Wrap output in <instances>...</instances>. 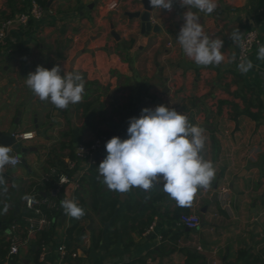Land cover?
<instances>
[{
    "label": "crops",
    "instance_id": "crops-1",
    "mask_svg": "<svg viewBox=\"0 0 264 264\" xmlns=\"http://www.w3.org/2000/svg\"><path fill=\"white\" fill-rule=\"evenodd\" d=\"M23 1L14 0V10H19ZM216 3L212 14L197 15L210 39L224 40L225 59L219 66L206 67H198L189 59L176 40L188 11L179 0H174L171 11L151 9V25L160 32L147 36L141 35L139 19L128 17L143 13L141 0H46L49 8L47 12L44 9L43 18L26 27L17 22L19 14H15L0 48V132L6 133L21 111L16 134L30 133L33 137L19 142L26 153H10L19 157L20 164L0 170V241L6 243L11 220L26 215L25 199L35 193V181L52 167L62 172L57 164L66 168L74 148L95 139L86 127L87 114L81 104L91 103L92 108L101 104L106 116L114 121L122 119L124 129L117 135L122 140L127 139L130 118H138L144 108L166 106L205 130L206 142L200 155L213 163L216 175L207 189L198 188L191 204L183 207L188 214L197 215L206 208L203 225L190 232L176 226L172 218L180 206L158 186L159 182L143 191L164 193L161 202L136 196L138 187L117 193L121 204L131 198L141 203L139 222L146 223L154 211L151 226L139 235L137 231L143 226L137 220L118 221L108 235L109 223L103 222L93 209L88 186L69 184L56 196L60 211L48 234L50 254L44 264H126L134 260L185 264L186 251L202 258L197 264H243L238 261L239 252L251 257L245 264H264V110L256 122L243 113L245 104L241 99L245 96L250 100L246 90L250 88L264 105V60L257 59L258 48L255 49L248 59L253 69L241 73L235 63L237 44L230 39L236 29L241 34L256 30L264 45V0ZM9 12L7 0H0V22L3 13ZM12 45H23L30 55L23 57L13 52ZM56 65L62 74L78 72L85 83L82 100L66 109L40 101L24 83L38 66L51 70ZM250 113L258 115L255 108H250ZM100 129L106 130L105 126ZM221 188L227 189L226 194L220 193ZM36 192L53 198L55 187L46 185ZM63 200H75L84 210L69 237L71 216L61 207ZM174 233L180 234L176 243ZM40 236L20 251L16 264H35L30 251L38 252L35 249ZM60 245L66 249L64 261L56 252Z\"/></svg>",
    "mask_w": 264,
    "mask_h": 264
},
{
    "label": "clouds",
    "instance_id": "clouds-1",
    "mask_svg": "<svg viewBox=\"0 0 264 264\" xmlns=\"http://www.w3.org/2000/svg\"><path fill=\"white\" fill-rule=\"evenodd\" d=\"M179 2L181 7L188 9L176 37L183 53L198 67L219 66L225 59L222 53L224 40L210 39L197 15V12L212 14L217 8L216 0ZM173 3L174 0H148L153 10L171 11ZM230 39L240 47L244 46L239 29L232 32ZM257 59L264 60V45L258 48ZM253 67L252 61L247 59L238 64L239 71L244 74ZM24 83L40 101L49 102L57 109L79 103L85 89L81 74H62L59 65L51 70L38 66L28 74ZM128 125L127 139L113 137L106 142L107 155L97 167V179L102 178L101 183L109 190L124 194L132 187H138L147 192L162 182V190L178 206L185 207L191 204L198 188L210 186L216 170L211 161L200 155L206 142L205 130L201 126L191 124L186 115L166 106L144 108L139 118L129 119ZM11 151L9 146L0 144V170L17 164V159L10 155ZM61 207L66 215L75 219L84 215L75 200H63Z\"/></svg>",
    "mask_w": 264,
    "mask_h": 264
},
{
    "label": "built area",
    "instance_id": "built-area-1",
    "mask_svg": "<svg viewBox=\"0 0 264 264\" xmlns=\"http://www.w3.org/2000/svg\"><path fill=\"white\" fill-rule=\"evenodd\" d=\"M44 9L37 3L32 2L30 9L23 14H19L16 17L17 22L26 27L31 21H39L43 18ZM13 23V20H7L0 22V48L3 45L8 29ZM244 46L240 47L237 45V52L235 56V63L238 64L244 60L249 59L252 52L259 48L260 36L256 30H249L243 34ZM33 135L30 133H17L14 138L19 141H27L32 139ZM107 140L105 137H100L98 139L92 140L88 144L77 145L73 151V159L69 160L66 165L67 172H72L71 175L65 172L59 171L57 168H51L49 172L43 175L39 180L35 181V187L33 191L38 190L48 185L51 181L52 186L55 187L54 197H34L32 193L28 195L25 199V210L26 215L22 218L20 222L14 221L10 224L6 232V243H7V263L11 258L18 256L22 249L29 248L31 240H33L37 235L43 233H50L55 214L60 211V205L56 199L59 190L66 185L78 184L80 178L87 172L89 167L97 162V158L100 157L105 151V144ZM17 159L16 167L20 164V159L18 156H14ZM77 187V186H76ZM227 189L221 188L220 193L226 194ZM200 219L197 214H183L179 217L176 222V226H180L189 231H194L199 228ZM49 244H41L38 246V264H44L46 262V257L50 254ZM201 251L200 248H197ZM56 252L60 257V261H64L67 255L64 246L60 245L57 247Z\"/></svg>",
    "mask_w": 264,
    "mask_h": 264
},
{
    "label": "trees",
    "instance_id": "trees-1",
    "mask_svg": "<svg viewBox=\"0 0 264 264\" xmlns=\"http://www.w3.org/2000/svg\"><path fill=\"white\" fill-rule=\"evenodd\" d=\"M37 3L40 5L43 9H45L46 6V0H24L22 2V6L19 10H14V0H7V7L9 8L10 12L9 14L3 13V21L12 20L16 13L23 14L26 13L30 7L31 3ZM2 22V21H1ZM13 52H18L23 57H28L29 51L27 49H23V45H12L10 47ZM240 77V76H239ZM247 92L251 94L250 100H247L245 96H241L242 101L245 104V108L243 109V113L248 115L251 119L258 122L260 118V113L264 110V105L262 104L261 100H259V97L255 94L253 89L246 88ZM81 109L83 110L84 114H87L86 116V127L91 131V133L94 135L95 139H98L100 137H105L107 141H109L113 137H117L119 132L124 129V122L122 119L119 121H114L112 117L106 116V111L103 110V106L99 104V108H92L91 103H83L80 105ZM233 109H236L235 105H232ZM250 108L257 109L258 115H253L250 113ZM141 114V111L138 114V118ZM98 118V119H96ZM100 126H105L106 130L100 129ZM107 152L105 151L100 157L97 158V162L89 167V169L86 172V176H82L79 180V183H84L88 186L92 199H93V209L95 211H98L100 214V218L103 222L109 223L107 233L110 235V230L115 226L116 222L124 223L125 221H131L133 223L136 222L138 225H142L143 227L138 229V234L141 235L145 232V228H149L153 222V216L155 215V212L152 211L151 216L148 218L147 222L144 223L142 221L139 222L138 218V208L140 207L141 203H137L131 198L130 201H127L123 204L119 203L117 198L116 191L107 190V186L101 183V180H98V171L97 167L99 164L103 161V159L106 157ZM59 168H61L65 173H68L71 175L72 172H67L66 168L62 166L61 163L57 164ZM56 168V167H52ZM54 181H51L48 186L52 187V183ZM157 189V188H156ZM114 194V196H113ZM135 194L138 197H141L142 199H146L147 201H151L152 203L161 202L165 198V194L163 193H156L154 190L152 192L146 193L143 190L136 188ZM32 196L35 198L38 196L40 197V193L38 192H32ZM98 197L101 198V200H98ZM143 201V200H142ZM119 206V208H117ZM148 208V207H147ZM146 209V208H145ZM183 214H188V210L186 208L180 207L178 208L174 216L172 218L173 221H178L179 217ZM25 215H21L17 218H14L11 220L10 223L14 221L20 222L21 219ZM70 221L72 224V228L68 231V236L71 235L73 230H75L77 226V219L70 217ZM49 233H43L40 236V239L37 243L38 246H41V244H49L50 238L48 236ZM180 234L174 233L172 236L173 241L176 243L178 241ZM165 236V235H164ZM163 236V237H164ZM112 242V240L110 239ZM7 247V244L3 241H0V264L7 263V250L5 249ZM160 250V249H159ZM32 255H34V262L35 264H38V254L39 252L30 251ZM172 252V251H170ZM186 254V262L185 264H197L199 261L202 260L201 257L190 253L189 251L185 252ZM251 257L246 256L245 253L239 252L238 253V261H241L243 264H245L248 260H250ZM13 261L16 264V258H11L8 262ZM253 262H256L253 260ZM126 264H145V262L141 260H134L130 263Z\"/></svg>",
    "mask_w": 264,
    "mask_h": 264
},
{
    "label": "water",
    "instance_id": "water-1",
    "mask_svg": "<svg viewBox=\"0 0 264 264\" xmlns=\"http://www.w3.org/2000/svg\"><path fill=\"white\" fill-rule=\"evenodd\" d=\"M142 6H143V13H133V14H128L129 19H139L141 23V35H148V33L152 32L155 34H158L160 32L159 28L157 26H152L151 21H150V12L151 8L148 4V0H141ZM49 8V4L46 5L45 12H47V9ZM112 37L115 38L116 40L118 39V36L113 32ZM21 116L22 112L18 111L16 114V118L13 121V124L11 128L6 132V133H1L0 132V144L9 146L12 151H20L22 154L26 153L27 150L25 149H20L19 147V141H17L14 138V135L16 134V128L20 124L21 121ZM37 128V127H36ZM22 165H25L24 160L21 161ZM158 186L162 189V183L158 184ZM214 199H216V195H214ZM26 213L27 211L24 210ZM206 212V208L201 209L199 219H200V225H203V215ZM186 232H190L189 230L185 229ZM31 249H35L34 246L31 247ZM36 251H39V248L35 249ZM9 264H15L13 261H10ZM23 264H29L28 262L24 261Z\"/></svg>",
    "mask_w": 264,
    "mask_h": 264
}]
</instances>
